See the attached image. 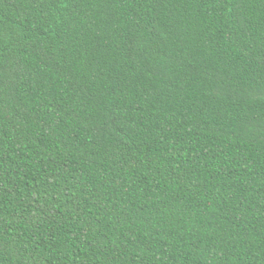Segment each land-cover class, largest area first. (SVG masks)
Segmentation results:
<instances>
[{
  "label": "trees",
  "instance_id": "1",
  "mask_svg": "<svg viewBox=\"0 0 264 264\" xmlns=\"http://www.w3.org/2000/svg\"><path fill=\"white\" fill-rule=\"evenodd\" d=\"M0 264H264V0H0Z\"/></svg>",
  "mask_w": 264,
  "mask_h": 264
}]
</instances>
